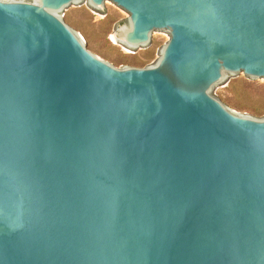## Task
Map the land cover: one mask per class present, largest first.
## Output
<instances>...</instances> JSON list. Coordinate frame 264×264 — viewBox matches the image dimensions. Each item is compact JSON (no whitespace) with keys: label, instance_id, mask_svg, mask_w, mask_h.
I'll return each instance as SVG.
<instances>
[{"label":"water","instance_id":"95a60500","mask_svg":"<svg viewBox=\"0 0 264 264\" xmlns=\"http://www.w3.org/2000/svg\"><path fill=\"white\" fill-rule=\"evenodd\" d=\"M111 2L115 67L57 14ZM264 0H0V264H264Z\"/></svg>","mask_w":264,"mask_h":264},{"label":"rangeland","instance_id":"374dc122","mask_svg":"<svg viewBox=\"0 0 264 264\" xmlns=\"http://www.w3.org/2000/svg\"><path fill=\"white\" fill-rule=\"evenodd\" d=\"M31 1V0H23ZM84 40L87 49L90 45L99 57L115 67L125 66L148 67L157 63L163 46L169 37L158 35L154 38V46L139 51L127 47L115 37L119 24L127 23L129 14L111 2V10L103 12L87 5L57 14ZM227 103L239 114L264 118V81L245 77L237 79L228 77L213 95ZM263 110L260 114L254 110Z\"/></svg>","mask_w":264,"mask_h":264},{"label":"trees","instance_id":"16d2710c","mask_svg":"<svg viewBox=\"0 0 264 264\" xmlns=\"http://www.w3.org/2000/svg\"><path fill=\"white\" fill-rule=\"evenodd\" d=\"M129 66H130V65H129ZM262 111H263V110H259V109H257V110H254L253 113H254V115H255V114H260V113H262Z\"/></svg>","mask_w":264,"mask_h":264}]
</instances>
